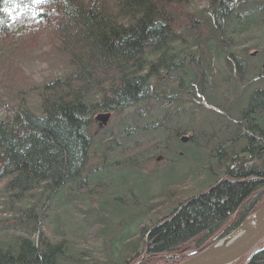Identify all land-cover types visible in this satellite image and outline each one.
Segmentation results:
<instances>
[{
  "label": "trees",
  "instance_id": "16d2710c",
  "mask_svg": "<svg viewBox=\"0 0 264 264\" xmlns=\"http://www.w3.org/2000/svg\"><path fill=\"white\" fill-rule=\"evenodd\" d=\"M46 29L63 72L17 89V97L0 87V240H12L1 245L0 264H132L145 250L142 264H178L187 249L212 244L264 203V85L251 88L246 79L248 52L264 46V0H0V54L1 45L14 46L29 33L39 40ZM262 54L253 53L259 61L252 85L264 81ZM221 71L235 78L225 77L221 85ZM232 78L243 88L240 95ZM220 89L232 104L221 106ZM202 99L219 107L217 122L208 135L200 128L187 145L213 141L209 161L196 157L195 169L111 232L92 213L103 212L101 221L110 216L102 194L123 204L114 188L126 185L125 178L117 185L91 170L100 161L121 166L148 153L170 152L161 157L171 164L185 161L188 147L177 136L191 131L185 119L193 107L182 104ZM103 112L119 114L121 121L117 134H104L114 150L91 166L95 117ZM149 130L161 133L153 152L139 147ZM170 136L176 148L168 145ZM132 144L131 157L115 154ZM204 176L211 181L185 201L169 198L171 190ZM222 177L228 181L184 206ZM158 198L169 206L153 219L164 205ZM62 204L75 211L76 223L65 219L72 215ZM231 216L235 220L224 228ZM248 264H264V250Z\"/></svg>",
  "mask_w": 264,
  "mask_h": 264
},
{
  "label": "rangeland",
  "instance_id": "374dc122",
  "mask_svg": "<svg viewBox=\"0 0 264 264\" xmlns=\"http://www.w3.org/2000/svg\"><path fill=\"white\" fill-rule=\"evenodd\" d=\"M49 29H46L44 34L42 35L41 39L39 40H33V37H37L38 35L29 33L26 35L27 37H23L21 39H18L15 41V45H11L9 47H6L5 45L1 48L3 49V52L0 54V87L4 90L5 87L8 86V89L12 88V94L13 96H16L17 89H23L27 90V86H31L33 84H41L48 78L54 77L58 74H61L63 72V64H62V57L58 53H55L54 48L50 45V40L48 37ZM32 35V36H30ZM41 40V42H40ZM39 41L36 45V42ZM256 51H262V55H264V46L257 48V49H251L248 54L249 56V63L248 68L249 72L246 78L248 81H250L251 88L252 86H262L264 85L263 82H258V84H253L251 81H255L253 79L256 78L258 75L255 70H253V67L258 63V57H253V53ZM264 58V57H263ZM263 58L260 61V66L263 65ZM263 69V68H262ZM222 75L220 76V82L221 80H224L225 77H234V75H226V72L223 73L221 71ZM24 74V75H23ZM12 78V84H9V79ZM8 81V82H7ZM236 79L232 78V85L231 88L235 89L237 88L238 94L240 95L241 88L240 85H236ZM256 82V81H255ZM223 81L221 82L222 85ZM10 85V86H9ZM5 86V87H3ZM225 88V87H224ZM230 90L232 91V89ZM15 90V93H14ZM226 89H220L219 94L221 96V106L224 105V102H228L229 104H232L234 99L232 97H227L226 95ZM238 95V96H239ZM246 95V93L244 94ZM17 97V96H16ZM245 97V96H244ZM242 98L240 100L239 105H242L248 101H250V97L247 96V99ZM239 97H236L235 102L238 100ZM205 100L202 99L200 103L192 104L189 106V103H186L184 101V104L182 106L186 105L187 107H193V111H191L192 116L190 118L185 119L186 126L191 129V131L182 132L178 137V141L182 143L183 146H187L186 149L187 152V159L183 162L177 163V164H171L169 163V160H165L163 157L166 155L167 157H170L172 153H157V154H149L145 155L143 158H139V160L136 162L135 159L129 160V158H126L125 161L122 163L124 165L121 166H110L108 164L104 165L103 161H100V154H102L105 150L107 151V155L110 156L112 151L114 149L109 150L107 146L105 145L107 141H105L107 138L104 134H107L108 132H111V134H117V125L121 121V116L119 114L111 113V116L107 122V124L103 127H100V123L97 122L96 125L93 127V135H94V141H93V148H92V158L90 160V165L95 166L99 161V164L97 167H95L94 171L91 173V176L95 177V174L100 176H107V181L110 180L112 183L117 185L119 183H122V180L125 178V184L120 187L114 188V192L119 195V197H123L121 204V201L112 200L105 196V194H102L104 197L105 202V211L107 210L110 213V216L108 219H104L105 221L100 220V214L94 211L92 215L96 220H98L101 223H107L108 229L112 231L117 229L118 222H126L127 220H130L132 216H135L138 213H141L142 210L145 207V203L148 201V199L154 194L158 195V193H162L164 190L168 189V186H172L174 183H176L178 180L182 179L186 174H188L192 169L196 168V162L194 159L196 157H200L202 161H209L210 157V150L213 145V141H209V139H200V145L198 146H188L187 143L189 142L190 137L194 135L200 134V128L205 129V133L208 135L210 132L209 130L213 128L214 124L217 122V117L215 113H217L216 109L219 107H214L209 105ZM185 106V107H186ZM247 107V104H244L240 106L239 111L244 110ZM200 108V110H198ZM233 109V108H232ZM222 116L226 117V112L221 109ZM99 113V112H98ZM105 113V112H104ZM188 113V112H186ZM235 113V112H234ZM237 115V113H235ZM236 115L233 117V122L236 120L234 119ZM182 116V114H180ZM182 118V117H181ZM226 120V119H225ZM227 121V120H226ZM229 123V121H227ZM208 129V130H207ZM161 135L160 132L149 130L145 135H142L143 137L140 139L139 144L141 147L140 149H147L148 152H153V150H150L151 144L154 142V139H157ZM170 135V134H169ZM186 137L189 138L188 141L183 142L182 138ZM170 138H172L170 136ZM173 142L172 144H168L170 147L176 148V138H172L170 140ZM206 141L207 143H205ZM202 142L205 143L202 145ZM134 144L131 145L130 148L125 149V145L120 146L117 151L116 155L123 156V157H131L132 149L134 148ZM208 146V147H206ZM125 149V150H124ZM169 150V149H168ZM171 151V150H169ZM182 153V151H180ZM159 156H163L162 159L160 158L157 160ZM122 157V158H123ZM139 166L140 168L136 167L135 165ZM97 171V172H95ZM205 178H202L198 182H194L185 186H180V188L175 190H171V194L169 196L170 199H174V202H178L180 200L185 201V199H188V196L197 192L202 187L205 186L208 182L211 181V177L204 176ZM3 182H0V188L2 187ZM173 188V187H171ZM102 191H107L106 188L101 189ZM170 191V190H169ZM204 191H199L196 194H202ZM100 196V195H99ZM97 196V197H99ZM65 199L71 200L68 196L64 197ZM190 201V200H189ZM63 202L65 200L63 199ZM164 204L158 210H156V216H152L153 219L155 217L161 218L163 214H165V211L167 206H169V203H165L162 199L158 198V204ZM187 204V202H185ZM66 207H68V210L71 212L72 218H65L66 220H70L72 224L77 222V218L75 217V211L70 208L69 205L62 204V210H66ZM235 220V216H231L230 220L226 223L225 227L229 226L233 221ZM2 230V224L0 223V231ZM109 232V231H108ZM12 241V240H11ZM11 241L9 242L8 239L2 238L0 240V247H3L1 245H11ZM261 247V245H260ZM195 249L186 250L185 253H182V256L189 255L194 252ZM144 253L140 255L137 259L134 260L132 264H135L138 262ZM187 258V256H186ZM146 260V259H145ZM144 260V261H145ZM143 261V262H144ZM243 263V262H242ZM240 263V264H242Z\"/></svg>",
  "mask_w": 264,
  "mask_h": 264
},
{
  "label": "water",
  "instance_id": "95a60500",
  "mask_svg": "<svg viewBox=\"0 0 264 264\" xmlns=\"http://www.w3.org/2000/svg\"><path fill=\"white\" fill-rule=\"evenodd\" d=\"M262 68V75L264 76V63ZM109 118L110 113H100L95 117V120L100 123V126H104L107 124ZM188 139L189 138L183 137L182 141L186 142L188 141ZM1 166L2 162L0 163V168ZM222 181H228V179L226 177L221 178L209 190L195 196L190 201H188L187 204L191 203L197 197L208 193ZM187 204H184V206ZM182 207L178 209L175 215H177V213L181 210ZM169 220L170 219L166 220L165 222ZM159 225L151 228L146 238L148 237L149 233ZM260 245H262V247H259ZM263 250L264 203L260 207H258L254 212L248 215L236 228H234L228 234L219 238L218 240L206 246L205 248L190 253L186 259H184L178 264H235L244 257H246V259L242 264H248L256 253L261 252ZM175 256L176 255H167V257ZM146 258H148L147 250H145L142 258L135 264H142Z\"/></svg>",
  "mask_w": 264,
  "mask_h": 264
},
{
  "label": "snow or ice",
  "instance_id": "6c2138e0",
  "mask_svg": "<svg viewBox=\"0 0 264 264\" xmlns=\"http://www.w3.org/2000/svg\"><path fill=\"white\" fill-rule=\"evenodd\" d=\"M34 3H41L42 0H33Z\"/></svg>",
  "mask_w": 264,
  "mask_h": 264
},
{
  "label": "flooded vegetation",
  "instance_id": "af4514ba",
  "mask_svg": "<svg viewBox=\"0 0 264 264\" xmlns=\"http://www.w3.org/2000/svg\"><path fill=\"white\" fill-rule=\"evenodd\" d=\"M263 63H264V59H263ZM160 158H162L161 156H159L158 158H157V160H159Z\"/></svg>",
  "mask_w": 264,
  "mask_h": 264
},
{
  "label": "bare ground",
  "instance_id": "6f19581e",
  "mask_svg": "<svg viewBox=\"0 0 264 264\" xmlns=\"http://www.w3.org/2000/svg\"><path fill=\"white\" fill-rule=\"evenodd\" d=\"M96 122H98V121H96ZM105 126V125H104ZM101 127H103V126H101ZM223 178V177H222ZM217 183V182H216ZM195 252V251H194Z\"/></svg>",
  "mask_w": 264,
  "mask_h": 264
}]
</instances>
